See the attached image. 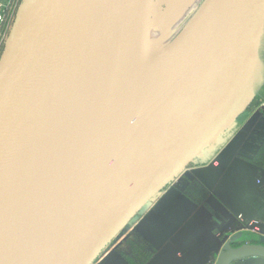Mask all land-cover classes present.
Wrapping results in <instances>:
<instances>
[{"label": "water", "instance_id": "obj_1", "mask_svg": "<svg viewBox=\"0 0 264 264\" xmlns=\"http://www.w3.org/2000/svg\"><path fill=\"white\" fill-rule=\"evenodd\" d=\"M158 1H21L0 59V264H94L259 97L264 0H203L152 53ZM142 33L166 64L137 82ZM253 242L219 264L264 259Z\"/></svg>", "mask_w": 264, "mask_h": 264}, {"label": "crops", "instance_id": "obj_2", "mask_svg": "<svg viewBox=\"0 0 264 264\" xmlns=\"http://www.w3.org/2000/svg\"><path fill=\"white\" fill-rule=\"evenodd\" d=\"M253 220L262 226L256 236L243 229ZM258 238H264V95L143 208L94 264H219L226 252L255 245Z\"/></svg>", "mask_w": 264, "mask_h": 264}, {"label": "rangeland", "instance_id": "obj_3", "mask_svg": "<svg viewBox=\"0 0 264 264\" xmlns=\"http://www.w3.org/2000/svg\"><path fill=\"white\" fill-rule=\"evenodd\" d=\"M18 0H8L6 5L4 6L2 3L0 4V14L5 16H10L14 7L16 6ZM188 1V0H187ZM203 0H191L188 4L187 8H183V6L187 3L186 0H159L158 5L156 6L153 13V22H152V30L149 35V40L155 46H151V49L147 47L148 51L154 52L153 50L158 51L161 48L166 47L168 44L177 39L182 32L186 23L193 16L195 11L199 8ZM165 6L169 7L165 9ZM159 10L162 12L167 11L168 15L166 19L161 16ZM166 32V36L157 41L159 39V29ZM157 42V43H156ZM1 50V49H0ZM2 52V51H1ZM0 52V59L2 53ZM264 89V88H263ZM260 92V95H264V90Z\"/></svg>", "mask_w": 264, "mask_h": 264}, {"label": "bare ground", "instance_id": "obj_4", "mask_svg": "<svg viewBox=\"0 0 264 264\" xmlns=\"http://www.w3.org/2000/svg\"><path fill=\"white\" fill-rule=\"evenodd\" d=\"M196 24L187 31L183 41L189 36V34L194 30ZM166 61H159L150 58L145 49V36L144 33L141 34L138 42L136 44L131 62L128 67V76L131 81L141 82L155 76L158 72L162 71L165 67Z\"/></svg>", "mask_w": 264, "mask_h": 264}, {"label": "built area", "instance_id": "obj_5", "mask_svg": "<svg viewBox=\"0 0 264 264\" xmlns=\"http://www.w3.org/2000/svg\"><path fill=\"white\" fill-rule=\"evenodd\" d=\"M21 1L22 0L17 1L16 6L14 7V10L12 11L10 16H5L0 14V49H1L0 52L1 51L3 52V47L5 45L6 39L10 32L11 26L13 24V21L15 19ZM1 25H3V28H1ZM243 229L244 231H246L247 233L253 236L259 235L262 232L261 224L258 221H254V220L244 224Z\"/></svg>", "mask_w": 264, "mask_h": 264}, {"label": "trees", "instance_id": "obj_6", "mask_svg": "<svg viewBox=\"0 0 264 264\" xmlns=\"http://www.w3.org/2000/svg\"><path fill=\"white\" fill-rule=\"evenodd\" d=\"M7 1L8 0H0V4L2 3L4 6L6 5V3H7ZM186 4L183 6V8L182 9H184V8H187L188 7V4L191 2V0H186ZM163 18H165L166 19V16L165 17H163ZM1 28H3V25H1ZM159 39L157 40V41H160L161 39H163L165 36H166V32H164V31H162L160 28H159ZM258 100V98H256L254 101H253V103L251 104V106L250 107H252V105L254 104V103H256V101ZM250 107H249V109H250ZM241 118V117H240Z\"/></svg>", "mask_w": 264, "mask_h": 264}]
</instances>
